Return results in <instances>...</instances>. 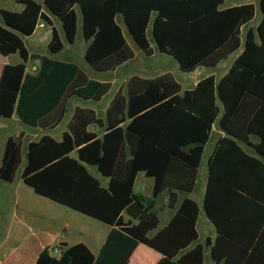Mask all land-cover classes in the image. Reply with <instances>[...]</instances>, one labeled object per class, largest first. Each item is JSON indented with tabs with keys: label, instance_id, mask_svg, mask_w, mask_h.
<instances>
[{
	"label": "trees",
	"instance_id": "16d2710c",
	"mask_svg": "<svg viewBox=\"0 0 264 264\" xmlns=\"http://www.w3.org/2000/svg\"><path fill=\"white\" fill-rule=\"evenodd\" d=\"M16 1L25 5L22 12L0 13V54H19L22 62L2 71L0 117L17 115L31 127L46 120L52 124V115L70 94L98 101L110 89L109 83L89 80L77 64L53 57L65 43L75 44L80 19L88 43L85 60L99 73L135 57L123 26L148 57L154 54L153 43L186 73L215 68L237 54L221 79L211 75L185 91L170 74L132 78L128 95L117 94L108 109L101 136L88 129L103 127V120L92 110L77 108L61 141L45 135L29 144L24 184L113 227L97 257L79 244L57 257L46 249L36 264H127L140 243L163 255L158 264H203V246L189 249L198 240L197 203L185 199L171 224L149 238L159 224L155 201L137 196L134 185L145 172L155 179L154 198L167 188L192 192L215 123L226 135L209 162L204 202L218 230L212 257L217 264H264V0H258L261 20L256 28L250 26L256 14L250 0H232L240 2L233 6L225 0ZM49 15L61 24V32L53 27L52 56L30 55L23 37L32 36L41 20L53 26ZM30 58L41 62L35 75L26 72ZM252 136L259 138L253 147L260 157L241 146ZM21 162V138L10 137L0 179L13 182ZM88 166L108 178V185ZM176 202L174 194L170 205ZM124 212L138 222L125 223Z\"/></svg>",
	"mask_w": 264,
	"mask_h": 264
},
{
	"label": "crops",
	"instance_id": "0c3cea01",
	"mask_svg": "<svg viewBox=\"0 0 264 264\" xmlns=\"http://www.w3.org/2000/svg\"><path fill=\"white\" fill-rule=\"evenodd\" d=\"M233 4L234 3H232V6ZM24 8L25 5L19 1L0 0V13L4 10L11 12H22ZM49 17L53 21V26L41 20L32 36L23 37L26 47L27 41L31 40L32 42L33 47L31 49L27 47L30 55H48L42 54L40 51H42L41 49H43V51H49L48 47L52 39L53 27L61 32V24L59 20L50 15ZM79 22L81 27V19ZM0 25H4L1 15ZM84 42L85 59L88 43L86 40ZM68 45L72 47L74 44ZM129 45L134 50L132 44L129 43ZM153 48L154 54L150 57L155 55L156 50L155 47ZM17 55L18 54L4 56L0 54V78L5 65H17L22 62L21 57L20 61H13V57L16 58L15 56ZM145 56L147 55L145 54ZM135 57L119 66L116 70L105 73H99L95 71L85 60L89 72L93 75H96L97 78H92V76L77 63L75 58L67 60L60 59L61 61L77 64L89 80L109 83L110 89L107 94L98 101L84 100L72 94H70L72 97L68 95L63 101L62 106L56 110L54 115H52L51 118H54V122L52 124H50V122L48 123L46 120L38 127H31L24 124L17 115H14L11 119L0 117V134H3L2 139H0V150H2L0 153V167L2 164L7 140L10 137L21 138L22 143V162L19 167V169L22 168V170L19 172V174H17V171L13 182H4L0 179V185L4 183L10 185L11 192L9 195L13 201V207L8 209H0V264H36L40 254L46 249L49 250L52 256L57 257L60 256L62 251L65 249L79 244L86 245L92 254L97 257L106 243L109 234L113 230L111 225L86 216L48 198L42 197L36 194L33 189L24 184L22 172L27 164L28 146L31 142L39 141L45 135H49L55 140L61 141L63 134L69 131V124L72 121L77 108L92 110L95 112L98 118L103 120V127H99L98 125L94 124L88 129L91 132H95L99 136L103 135L107 126L106 118L108 109L111 107L112 102L114 101L117 94H121L125 97L128 95L129 82L134 77L141 79H153L170 74L182 86V91H185L188 89H193L201 80L207 78L208 76L214 75L216 79H221L231 67L230 66L229 69L222 75H219L218 72L223 61L220 62L215 68L200 67L190 73L182 72L180 70L182 73L187 74L180 76V78L175 76L177 75V72L173 70L171 66H166L168 65V62H163L160 64L156 63L146 68L142 67L139 70L128 72V70L125 68H127L128 64L131 63ZM40 66V60L30 58L26 62V72L31 75H35L38 73ZM204 69H210L213 71H205L201 73ZM68 97L75 100V103H72L71 105L68 104L71 115H66L68 111L66 106ZM225 135L226 133L220 129L218 123H215L210 134V139L205 145L196 186L192 192L185 193L172 188H167L156 198H154L155 179L147 176L145 172H140L137 175L134 185V193L137 196L155 201L154 211L157 213L159 224L156 229L148 233L149 238H154L159 232L171 224L185 199L188 198L197 203L199 207V215L196 222L198 240L189 249L195 247L196 245L203 246V264H205L207 257L212 260V264H217L212 257V248L216 243L218 230L216 225L208 217L204 202L209 179V162L214 155L219 141ZM258 143L259 138L252 136L249 144H241V146L251 156L260 157L258 154H256L253 147ZM189 149L190 147L186 148L185 150L189 151ZM90 167L93 166H88L90 173L99 179L103 186H107L109 179L102 176L96 167L95 168L99 174L92 172ZM99 175L106 180L102 181ZM23 190H29L27 191V197H25ZM174 194L177 197V202L175 206H171L170 198ZM123 219L125 223H129L130 221L133 223L138 222L127 212L123 213ZM208 222L211 225H207ZM201 224L206 226V228L204 227L203 232L200 231ZM55 251L58 253H55ZM186 251L181 252L180 255H183ZM162 258L163 255L160 252L144 243H140L128 260L127 264H158Z\"/></svg>",
	"mask_w": 264,
	"mask_h": 264
},
{
	"label": "rangeland",
	"instance_id": "374dc122",
	"mask_svg": "<svg viewBox=\"0 0 264 264\" xmlns=\"http://www.w3.org/2000/svg\"><path fill=\"white\" fill-rule=\"evenodd\" d=\"M250 1H253L255 3V5H256L255 18H254V21L251 23L250 26L256 28L258 23L261 20L260 6H259V3H258V0H250ZM232 3H234L233 5H237L240 2L232 1V0H225V5L226 6H232ZM123 28H124V32H125L126 38L129 41V43L132 44V46L134 48V51H135V54H136L135 59L131 63L128 64L127 68H125V69L128 70V72L129 71L139 70L142 67L146 68V67L154 65L156 63L160 64V63H163V62H168V65H166V66L167 67L171 66V68L177 72V75H175L177 78H180V76H183V75H187V74H184V73H182L180 71L177 62L172 57L164 55V54H161L157 50V47L155 46V44H153V43H152V45H153V47H155V50H156L155 55L153 57L145 56V54L134 44V42L131 39V37L129 36L126 28L124 26H123ZM246 29L247 28H244L242 30V37H244ZM149 35H150V38H151V30H149ZM84 41L85 40L83 39L82 32H81V27H80L79 31H78V36H77L75 44L71 47L67 43H65V48H64L63 52L58 54V55H53V57L58 59V60H60V59L61 60H67V59L75 58L77 63L79 65H81L82 68L85 71H87L92 76V78H95V77L97 78L96 75H93L92 73L89 72V69L86 66V62H85V59H84V51H85V44H84L85 42ZM27 47L30 48V49L33 47L31 40L27 41ZM41 50L42 51H40V52L42 54L51 55L49 51H47V50L43 51V49H41ZM236 56H237V54L232 55L228 59L224 60L221 63V68H220V70L218 72L219 75L224 74L229 69V67L232 65L234 59L236 58ZM15 57L16 58L13 57V61L14 60H17V61L21 60L19 54L17 56H15ZM205 71L207 72V71H213V70L204 69V70H202L201 73H203ZM70 97H72V96H70ZM70 97L67 98V102H66V106H67V110H68L66 115H71L70 107H69L68 104L71 105L72 103H75V100L73 98H70ZM2 136H3V134L1 133L0 134V139H2ZM1 152H2V150H0V153ZM90 168H91L92 172L98 173V171H97V169L95 167H90ZM21 170H22V168H20L18 170L17 174H19V172ZM101 180L104 181L106 179L101 177ZM26 189H28V188H26ZM27 191H29V190H23V193H24L25 197H27ZM10 192H11V189H10V185L9 184L4 183V184L0 185V198H1L0 199V209H8V208L13 207V201L10 198L11 196L9 195ZM32 205H34V204H32ZM207 225H211V224L208 222ZM204 227L206 228V226H203L202 224L200 225V231L201 232H203ZM205 264H212V260L209 257H207Z\"/></svg>",
	"mask_w": 264,
	"mask_h": 264
},
{
	"label": "built area",
	"instance_id": "2783aa9c",
	"mask_svg": "<svg viewBox=\"0 0 264 264\" xmlns=\"http://www.w3.org/2000/svg\"><path fill=\"white\" fill-rule=\"evenodd\" d=\"M55 253H58L57 251H55Z\"/></svg>",
	"mask_w": 264,
	"mask_h": 264
},
{
	"label": "water",
	"instance_id": "95a60500",
	"mask_svg": "<svg viewBox=\"0 0 264 264\" xmlns=\"http://www.w3.org/2000/svg\"><path fill=\"white\" fill-rule=\"evenodd\" d=\"M25 37V36H24Z\"/></svg>",
	"mask_w": 264,
	"mask_h": 264
}]
</instances>
